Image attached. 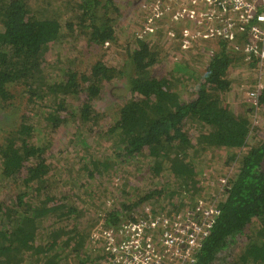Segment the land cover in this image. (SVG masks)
<instances>
[{"label":"trees","instance_id":"trees-1","mask_svg":"<svg viewBox=\"0 0 264 264\" xmlns=\"http://www.w3.org/2000/svg\"><path fill=\"white\" fill-rule=\"evenodd\" d=\"M116 4L0 0V110L21 109L0 128V178L16 186L0 199V264H107L102 239L138 202L175 217L198 195L218 200L220 215L195 264H264V137L249 144L257 127L246 116L264 110V87L247 90L250 110L228 101L233 65L255 72L258 56L234 33L213 39L201 72L180 55L157 74L149 31L156 23L165 32L162 22L149 13L144 34L122 39ZM80 44L97 58L79 70ZM113 47L123 49L121 66L106 58ZM104 93L111 100L96 105ZM218 156L219 167L236 163L230 176L214 171ZM214 176L223 182L211 194Z\"/></svg>","mask_w":264,"mask_h":264},{"label":"built area","instance_id":"built-area-1","mask_svg":"<svg viewBox=\"0 0 264 264\" xmlns=\"http://www.w3.org/2000/svg\"><path fill=\"white\" fill-rule=\"evenodd\" d=\"M150 4V19H160L163 30H170L171 20L185 19L197 22L192 38L245 35L246 51L264 64V0H153ZM147 27L144 23L136 36ZM259 71L261 75V67ZM261 88L257 84L252 95ZM206 198H195L175 217L142 211L125 216L104 236L103 248L112 255L107 264H195L220 215L218 200Z\"/></svg>","mask_w":264,"mask_h":264},{"label":"rangeland","instance_id":"rangeland-1","mask_svg":"<svg viewBox=\"0 0 264 264\" xmlns=\"http://www.w3.org/2000/svg\"><path fill=\"white\" fill-rule=\"evenodd\" d=\"M153 0H114V2H117V6L121 8V13L119 16H116V22L119 27V33L121 34V38L123 39V35H130L129 30H132V33H135L138 29L140 24L143 25L145 18L149 15V9H150V3ZM142 21V22H141ZM154 21H160V19H157ZM179 22H175L171 20V28L170 30H163L165 32H161L158 30L154 23V25L151 26V29L149 32H154L151 36L153 42L158 44L161 60L156 65L155 73L161 74L163 71H167L169 67L173 64L172 62L174 60H179L178 58L180 55L190 61L192 65L196 68L197 71L201 72L203 69V66L208 62L209 56L215 52L218 49L217 45L213 41L215 36H212L207 39L203 38V36L199 35L195 38H192L191 36L195 33L194 32V26L197 24V22H192L189 20L181 19L178 20ZM139 22V23H138ZM160 32V33H159ZM135 35H133L134 37ZM132 37V35H130ZM123 44V43H122ZM123 47V45H121ZM238 48L240 49V45H238ZM245 48V47H244ZM76 51L77 55V62L79 65V70L84 68L85 66L93 64L95 59L97 58V55L95 57H87L84 55L83 52H85L83 44L79 45V48ZM234 49V48H233ZM178 57V58H177ZM106 58L111 61L112 63H116L119 66L122 65L125 58L123 55V49L120 47H113L111 48L108 53L106 54ZM236 66L233 65L231 69L232 78H233V89L232 92L236 93L234 95L228 98V101L230 100V103L234 104V110L236 112H243L244 108L247 110H250L251 108L256 107V103H251L249 100H247L246 93L249 88H251L254 84H260L261 87H264V64H262L261 70L262 73L259 75L258 71L254 72V70H250L243 64V62L240 59H237ZM260 72V71H259ZM12 90L16 91L17 93H20L21 95H24L21 92V88L15 87ZM111 100L109 95L107 93L103 94L102 100L97 102L96 105H100L101 103H105L106 101ZM248 108V109H247ZM20 108L18 107V104H12L11 107L7 110H0V128H9L11 127V124L16 123L19 120L20 115ZM247 118L252 122L254 126L257 127V130L252 132V136H250L249 144H254L259 139H263L264 137V110L259 109L254 110V112H247L246 113ZM252 127V126H251ZM63 129L69 131L71 129V125L63 127ZM255 133V134H254ZM5 135V134H4ZM4 135L0 136V142L2 141V138ZM57 138L60 139L61 137V131L58 132ZM58 139H56L57 144ZM247 149L244 148L243 151H246ZM221 154H224V152H221ZM220 156V155H219ZM215 157L213 161V167L216 168L214 170L216 173H227L229 176L233 173V168L236 167V163L234 161H230L228 165H223L219 167V164L224 163L226 160V156L224 158ZM232 165V166H231ZM208 172V171H207ZM209 173V172H208ZM210 174V173H209ZM223 178V177H222ZM221 178V179H222ZM221 179L216 178L215 176L211 178L209 181V185L212 186V188H208L209 192L211 194L215 193L218 189L217 185L219 186ZM116 180H118L116 178ZM16 186L12 184L10 181L4 182V179L0 178V199H7V196L15 191ZM215 191V192H214ZM134 192V191H133ZM144 193L145 186L140 185L138 187V190L136 194L138 193ZM207 192L200 193L205 194ZM199 197V195H198ZM149 201L148 199H143L142 201L138 202V204L135 206L134 213L138 214L139 210L148 209L149 207ZM131 212L130 214H132ZM123 215L128 216L127 213H124ZM125 219V216H122ZM104 240V237L102 239V242ZM91 254L95 253L96 251L90 250Z\"/></svg>","mask_w":264,"mask_h":264},{"label":"clouds","instance_id":"clouds-1","mask_svg":"<svg viewBox=\"0 0 264 264\" xmlns=\"http://www.w3.org/2000/svg\"><path fill=\"white\" fill-rule=\"evenodd\" d=\"M136 36V35H135Z\"/></svg>","mask_w":264,"mask_h":264}]
</instances>
